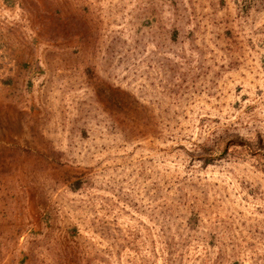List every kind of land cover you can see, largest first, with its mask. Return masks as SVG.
I'll return each instance as SVG.
<instances>
[{"label":"rangeland","instance_id":"374dc122","mask_svg":"<svg viewBox=\"0 0 264 264\" xmlns=\"http://www.w3.org/2000/svg\"><path fill=\"white\" fill-rule=\"evenodd\" d=\"M0 264H264V0H0Z\"/></svg>","mask_w":264,"mask_h":264},{"label":"trees","instance_id":"16d2710c","mask_svg":"<svg viewBox=\"0 0 264 264\" xmlns=\"http://www.w3.org/2000/svg\"><path fill=\"white\" fill-rule=\"evenodd\" d=\"M172 33H174V32H172ZM84 72L92 73L93 67H91V66L84 67ZM229 147H230L229 154L231 156L238 155L237 152L235 151V149H237L238 147L241 149H244V151H246V153L248 155H252L254 153V150H258V151L260 150L261 151V146L259 143L252 148L253 150L250 151V149L248 148V144L245 141H243L237 137L228 138L227 140H225L223 142V144L221 146H219V148L216 151L219 154V156L224 157L226 155H229L227 153V149ZM196 151L197 150H192V152L194 154H196L197 156H193L191 159L193 161L196 160V162L202 167L209 164L211 151H210V153H207L208 149H205V147L204 148L201 147L200 149H198V153H196ZM212 153H214L213 150H212ZM235 157H237V156H235ZM78 183H79L78 181H74L71 186L76 187L75 185H78ZM74 190H75V188H74Z\"/></svg>","mask_w":264,"mask_h":264}]
</instances>
